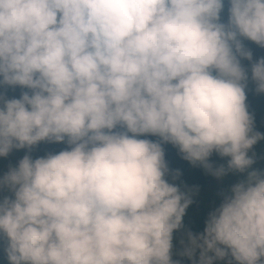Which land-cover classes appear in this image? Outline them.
Here are the masks:
<instances>
[{"label":"clouds","instance_id":"1","mask_svg":"<svg viewBox=\"0 0 264 264\" xmlns=\"http://www.w3.org/2000/svg\"><path fill=\"white\" fill-rule=\"evenodd\" d=\"M226 3L224 18L225 0H0V84L29 90L0 96V157L68 146L0 177L7 264H264L249 155L264 134L245 91L250 72L264 93V57L244 44L264 49V0ZM165 144L217 178L245 174L202 232L184 225Z\"/></svg>","mask_w":264,"mask_h":264},{"label":"trees","instance_id":"2","mask_svg":"<svg viewBox=\"0 0 264 264\" xmlns=\"http://www.w3.org/2000/svg\"><path fill=\"white\" fill-rule=\"evenodd\" d=\"M227 3L225 0V12L222 16L226 18ZM245 46L252 51L253 62L264 57V49L255 45L251 41H244ZM245 68L250 67V62L241 60ZM255 83L250 78L247 82L246 88V104L248 112L253 116L254 130L264 134V93H257L255 91ZM24 91H29L20 86H8L0 84V96L4 99H19ZM3 102L0 101V107ZM145 138V137H140ZM149 139H156L155 137H147ZM165 150V160L170 170H179L180 176L174 181L181 187V190L186 192L192 200V203L186 210L184 216V225L194 233L202 232L204 222L208 214L218 207L225 195H230L232 185L245 179V174L229 173L223 177L217 178L206 172L201 166H193L188 161L184 160L178 149L170 144L163 145ZM68 149V146L61 143H50L47 141L39 142L32 148L12 149L5 157H0V177L8 172L10 168L18 166V162L24 155H30L32 159L43 157L48 153L57 154L62 150ZM249 155L254 157L255 163L252 165L253 169L264 170V139L259 140L250 150ZM214 166L226 165L227 157L221 158L216 153H213L209 158ZM170 182L171 181L169 177ZM10 196L11 193L7 191H0V199L3 196ZM0 264H7V260L0 247ZM187 264V262H186ZM223 264V262H220Z\"/></svg>","mask_w":264,"mask_h":264}]
</instances>
